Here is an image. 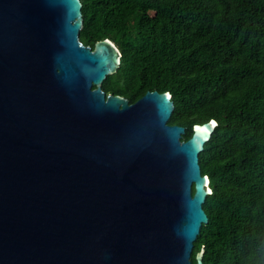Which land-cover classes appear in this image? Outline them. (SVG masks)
I'll use <instances>...</instances> for the list:
<instances>
[{"label": "water", "instance_id": "1", "mask_svg": "<svg viewBox=\"0 0 264 264\" xmlns=\"http://www.w3.org/2000/svg\"><path fill=\"white\" fill-rule=\"evenodd\" d=\"M82 7L0 0V264H193L218 121L185 139L169 90L107 93L122 51Z\"/></svg>", "mask_w": 264, "mask_h": 264}, {"label": "trees", "instance_id": "2", "mask_svg": "<svg viewBox=\"0 0 264 264\" xmlns=\"http://www.w3.org/2000/svg\"><path fill=\"white\" fill-rule=\"evenodd\" d=\"M81 40L122 51L107 93L136 102L169 90L170 123L218 121L200 153L212 193L192 255L206 264H264V0H82Z\"/></svg>", "mask_w": 264, "mask_h": 264}, {"label": "snow or ice", "instance_id": "3", "mask_svg": "<svg viewBox=\"0 0 264 264\" xmlns=\"http://www.w3.org/2000/svg\"><path fill=\"white\" fill-rule=\"evenodd\" d=\"M212 126L215 127V122H212ZM205 185H206V181H205ZM211 191V189H209V192Z\"/></svg>", "mask_w": 264, "mask_h": 264}, {"label": "clouds", "instance_id": "4", "mask_svg": "<svg viewBox=\"0 0 264 264\" xmlns=\"http://www.w3.org/2000/svg\"><path fill=\"white\" fill-rule=\"evenodd\" d=\"M218 124V123H217ZM209 176V175H208ZM209 185H210V181H209Z\"/></svg>", "mask_w": 264, "mask_h": 264}]
</instances>
